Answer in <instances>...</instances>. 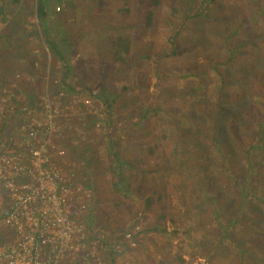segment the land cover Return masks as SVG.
<instances>
[{"label": "rangeland", "instance_id": "1", "mask_svg": "<svg viewBox=\"0 0 264 264\" xmlns=\"http://www.w3.org/2000/svg\"><path fill=\"white\" fill-rule=\"evenodd\" d=\"M50 9L46 26L34 0H0V52L12 47L0 64L9 90L0 94V118L30 87L51 120L28 110L32 96L20 111L42 120L60 159L73 145L54 163L66 172L80 249L49 264H264V146L243 150L264 143V0H57ZM12 30L17 40L6 36ZM41 37L61 41L75 66L65 88L49 84V51L38 58L28 49ZM16 51L24 61L10 59ZM102 89L117 94L110 108L96 96ZM197 102L208 118L224 110L219 148L197 141L207 151L201 164L187 156L193 128L206 125L191 121ZM232 112L239 127L226 130L221 120ZM111 142L129 163L126 188L119 183L127 190H115L107 168Z\"/></svg>", "mask_w": 264, "mask_h": 264}, {"label": "built area", "instance_id": "2", "mask_svg": "<svg viewBox=\"0 0 264 264\" xmlns=\"http://www.w3.org/2000/svg\"><path fill=\"white\" fill-rule=\"evenodd\" d=\"M45 107V116L51 120L50 107ZM35 124L43 127L42 120ZM41 135L37 142L21 145L22 154H12V149L0 152V190L8 188L13 195L7 209L0 195V220L15 230L14 239L0 246V264L55 263L60 256L80 249L75 239L82 231L68 220L71 191L62 185L66 172L53 162L54 153L56 158L62 151L50 144L54 135Z\"/></svg>", "mask_w": 264, "mask_h": 264}, {"label": "trees", "instance_id": "3", "mask_svg": "<svg viewBox=\"0 0 264 264\" xmlns=\"http://www.w3.org/2000/svg\"><path fill=\"white\" fill-rule=\"evenodd\" d=\"M19 1L20 0H13V3H18ZM34 1H35L37 20L39 18V20L42 21V23L47 26V24L49 22H51L52 12L50 9V5L52 6V3L57 2V0H34ZM49 3H51V4H49ZM48 4H49V7H48ZM3 7H1V9H3ZM7 13H9V11ZM25 26L23 25L22 28H24ZM21 32L24 33V30L22 29ZM7 35H9L13 41L17 40L15 30H12L11 34L6 33V36ZM41 41L43 42L42 49L46 50V51L48 50L52 59H54L53 66L48 67V73L51 72V75L48 78L49 84L51 85L54 81H57L61 84V86L63 88L67 87L68 86V83H67L68 80L66 79V77H69V76L71 77V75H73L76 72L75 66H72L69 64V60L67 58L68 55L66 54L67 51L61 47V41H59V40L58 41L54 40V42H53V41H49V39L45 40L41 37ZM119 44L125 47V49H123V50L127 51V49H126L127 45L124 44L120 39H119ZM242 45H244V44H240L239 47H241ZM120 50H122V49H116L117 52ZM69 52L71 53L72 56H75V54L77 53L74 50L69 51ZM5 60H7L6 57L1 59L0 63L3 64ZM44 73H46V72L44 71ZM244 79H246L247 81L249 80L248 74L244 77ZM106 92H107L106 89H102L100 93L98 92L96 94V96H97V98H99L101 100V102L103 100L105 103H108L107 106H108V108H110L113 100H116L115 96L117 94H115V96L114 95L113 96L107 95L104 97V94ZM201 100H204V99H201ZM195 107H196V110L193 112H196V119L194 118L195 120L192 119L191 121H193L194 123L197 122L199 126H201L206 121V125H203L202 129H200L202 132L200 130H197V127L193 128L195 131V132H193V134L194 135L197 134V136H195L191 139L190 142L193 144V146L191 149H189L187 156H190V158L188 160L189 163L201 164L204 161H206V159H207V151L204 152L197 141L201 140L202 142H205L207 144H211L212 146L215 147V149L219 148V145L221 144L220 142L223 140V133L221 132L222 128H221L218 121H219V114H223L224 110L222 109V110L218 111L219 112L217 115L218 118H208V114L206 113V111H203L205 106H203L202 104H199V102H197L195 104ZM228 107H229V104H227V106H226L227 112H228ZM228 116H229L230 121L228 119H222L221 120L225 124L224 129H226V130H232V129L234 130V128L238 129L239 124L237 123L236 119H234L235 113L232 112V113L228 114ZM6 117H8V115ZM146 117H148V116H145V118ZM143 119H144V117H142V116L139 117V121H142ZM207 121H211L213 123L211 133H208L209 128H207ZM5 123L6 122H4L2 128H4ZM93 123H95V120H93L92 124ZM260 123L261 122L259 121L258 124H260ZM206 130H207V133H206ZM247 131L248 130L245 129V130L241 131V134L244 135V133ZM255 132H259V129L256 128ZM68 133L69 132H67V134ZM177 133H178V130L176 129L174 132V135H177ZM252 133L253 132H249L246 136L252 135ZM238 135H239V133H238ZM258 135L260 136L262 134L258 133ZM234 136L237 137V134L234 133ZM27 139L28 138H26V139L23 138L22 140H27ZM63 140H64V143L61 141L60 142L62 145H65L67 138L64 137ZM28 141H25V143H23L22 145H25ZM113 145H114L113 142L108 143V152L110 153L109 161H111V162H107V168L117 175V176H114V180H116V182L114 183L115 190L116 191L127 190V189H120V187L126 188V186L123 185V183H122L123 186L121 185V181H124V180H122L124 167L128 166L129 163L122 160L121 156H119L118 153H116L117 149H114ZM263 146H264V143L262 141H260L259 138H257L254 141L251 140L248 143H244L243 150H245L246 152H254L255 149L263 151ZM21 148H23V147H21ZM208 150H209L208 152H211L210 149H208ZM207 161H208V159H207ZM119 183H120V187H119ZM256 198H259V197H256ZM157 226H158V228H161V225L157 224ZM111 262H113V260H111Z\"/></svg>", "mask_w": 264, "mask_h": 264}, {"label": "crops", "instance_id": "4", "mask_svg": "<svg viewBox=\"0 0 264 264\" xmlns=\"http://www.w3.org/2000/svg\"><path fill=\"white\" fill-rule=\"evenodd\" d=\"M32 4V3H31ZM0 28L2 29V25H0ZM34 40L37 41V44L32 46V47H28L29 50H32L33 52H37V56L38 58L40 57V54L42 52V44L43 42L41 40H38L36 38H34ZM10 45L12 46V44L10 43ZM12 50L11 49H4L3 51L0 52V54L5 53V57H7L10 52ZM14 55L12 57H10V59H14V56L18 57V60L24 61L25 59L22 58L21 53H19L18 51L13 53ZM3 58H0V61ZM2 64V63H0ZM4 64V63H3ZM37 64V63H35ZM27 66V65H26ZM1 69H3L1 67ZM32 72L33 70L31 68H29ZM4 73V69L3 71H1L0 74V78H3L5 75H2ZM8 77V76H7ZM5 85H7V82L5 79H0V94H2L3 96H6L9 92V90L6 89V87H4ZM4 87V88H3ZM29 89V90H28ZM44 89V88H43ZM28 92L26 93V95L24 94L23 96V92L21 94H15L12 101H11V106H13L12 111L9 109L8 107H5L6 112L8 113V117H1L0 118V152L1 154L6 153L7 150L12 149V154H22L24 153L20 146L25 143V141L30 140L31 142H35L37 141L39 135L38 132H40V134L44 135L42 128L37 129L32 122H30L27 117L26 114L24 115L21 111L20 108L22 106H25V102H28L27 99L29 97L32 96V99H30L31 101L28 102L30 103V108L28 110H31L34 114H38L39 117H41V115L45 116V111L44 108L42 106L41 108V104L43 100V95H41L40 97L37 95V93H35L34 91H32V89L30 87L26 88V91ZM1 96V95H0ZM41 99V102L37 101V99ZM7 120V121H5ZM41 120V119H40ZM5 123L4 128H2L3 124ZM36 129V130H34ZM20 132V133H19ZM37 132V133H36ZM64 133V137L68 138L70 136V134L66 131H63ZM46 137V135H45ZM26 139L27 140H22V139ZM71 140V139H70ZM68 141H66V143H68ZM74 143V141H73ZM75 146V145H74ZM65 151L66 154L65 156H68V151L73 148V145H65ZM25 153H28V151H25ZM65 156L60 159L59 157H56L55 159H53L54 161H60L63 160L65 158ZM53 161V162H54ZM0 195H2V199H3V207L5 209H7L9 207V205L13 202V195L11 193V191L8 188H4L2 187L0 190ZM14 228L12 226V224L10 223V225H8L7 223H4L0 220V234H1V241H7L6 244H8L9 242H11L14 239ZM2 236L5 237L8 240H2ZM5 244H0V246H4ZM47 257V255L45 256Z\"/></svg>", "mask_w": 264, "mask_h": 264}, {"label": "bare ground", "instance_id": "5", "mask_svg": "<svg viewBox=\"0 0 264 264\" xmlns=\"http://www.w3.org/2000/svg\"><path fill=\"white\" fill-rule=\"evenodd\" d=\"M35 127L37 128V129H39V126L37 125V124H35ZM36 130V129H35ZM54 258H55V255L53 256Z\"/></svg>", "mask_w": 264, "mask_h": 264}, {"label": "clouds", "instance_id": "6", "mask_svg": "<svg viewBox=\"0 0 264 264\" xmlns=\"http://www.w3.org/2000/svg\"><path fill=\"white\" fill-rule=\"evenodd\" d=\"M58 157H60V156H58ZM65 256V255H64Z\"/></svg>", "mask_w": 264, "mask_h": 264}]
</instances>
